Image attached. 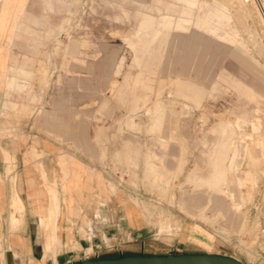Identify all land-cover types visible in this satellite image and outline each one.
<instances>
[{
	"label": "rangeland",
	"instance_id": "1",
	"mask_svg": "<svg viewBox=\"0 0 264 264\" xmlns=\"http://www.w3.org/2000/svg\"><path fill=\"white\" fill-rule=\"evenodd\" d=\"M263 7L0 0V166L15 184L39 175L55 200L44 165H85L143 218L123 245L136 255L264 264Z\"/></svg>",
	"mask_w": 264,
	"mask_h": 264
},
{
	"label": "crops",
	"instance_id": "2",
	"mask_svg": "<svg viewBox=\"0 0 264 264\" xmlns=\"http://www.w3.org/2000/svg\"><path fill=\"white\" fill-rule=\"evenodd\" d=\"M15 85L20 84L15 80L9 83L10 87ZM5 164L0 166L4 175L0 179V264H75L84 258H95L91 251L122 250L124 254L136 255L132 250L141 248V244L133 243L128 245L129 249H123L127 241L140 238L144 228L141 215L124 198L107 197L93 171L85 165L82 170L74 169L75 174L64 164L44 165L48 187L57 193L56 199L51 200L42 177L20 174V182L15 184ZM29 168L25 172L36 171L34 166ZM15 187L20 203L26 205L21 215L12 210V204L18 200ZM71 198L79 205L74 215L67 209L62 211L60 206L73 203ZM56 202L54 234L50 208Z\"/></svg>",
	"mask_w": 264,
	"mask_h": 264
},
{
	"label": "water",
	"instance_id": "3",
	"mask_svg": "<svg viewBox=\"0 0 264 264\" xmlns=\"http://www.w3.org/2000/svg\"><path fill=\"white\" fill-rule=\"evenodd\" d=\"M75 264H244L218 253H167L151 255L121 254L117 257L84 258Z\"/></svg>",
	"mask_w": 264,
	"mask_h": 264
},
{
	"label": "bare ground",
	"instance_id": "4",
	"mask_svg": "<svg viewBox=\"0 0 264 264\" xmlns=\"http://www.w3.org/2000/svg\"><path fill=\"white\" fill-rule=\"evenodd\" d=\"M242 1H244L245 3H250L252 0H242ZM263 9V15H264V7L262 8ZM50 216H51V218H52V221H53V224H54V226L56 225V223H55V218H56V216H57V213H58V203L56 202V204H55V206H51V208H50ZM53 226V228H52V230H56L57 231V229H55V227ZM51 230V231H52ZM54 234H55V232H54ZM56 236H57V233H56Z\"/></svg>",
	"mask_w": 264,
	"mask_h": 264
},
{
	"label": "built area",
	"instance_id": "5",
	"mask_svg": "<svg viewBox=\"0 0 264 264\" xmlns=\"http://www.w3.org/2000/svg\"><path fill=\"white\" fill-rule=\"evenodd\" d=\"M100 256H101V253H100V252L97 251V252L94 253V257H95V258H96V257H100Z\"/></svg>",
	"mask_w": 264,
	"mask_h": 264
}]
</instances>
